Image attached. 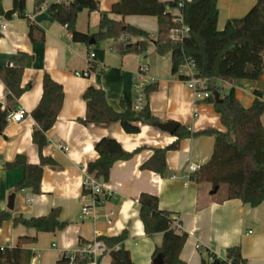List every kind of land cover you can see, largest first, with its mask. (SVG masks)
I'll use <instances>...</instances> for the list:
<instances>
[{"label":"crops","instance_id":"0c3cea01","mask_svg":"<svg viewBox=\"0 0 264 264\" xmlns=\"http://www.w3.org/2000/svg\"><path fill=\"white\" fill-rule=\"evenodd\" d=\"M2 1L5 11L13 8V0ZM59 1L45 0V5L35 11V0H26L27 19L1 18L6 29H0V67L22 68L21 87H29L19 99L9 102V90L0 79V211L10 212L13 218H32L46 216L59 208L61 220L67 227L55 233H38L5 221L0 227V246L15 247L20 237H35V242L22 246L31 253L29 264H57L66 253L84 250L100 238L115 237L126 231L129 235L124 245L130 250L132 262L153 264L154 250L162 245L164 235L148 236L145 233L139 216V198L149 194L158 198L159 210L169 212L179 222L178 230L188 235L180 254L184 264H202L207 251L223 256L225 250L232 247L240 248L244 264H264V202L253 208L240 200H228L223 187L215 192L211 184H200L189 178V165L200 168L213 156V136L182 139L178 149L167 152L166 171L159 173L142 166L156 149H165L175 143V133L161 131L156 125L138 123L140 132L127 134L119 122H83L87 103L84 94L90 86L103 90L115 111L132 108L135 77L139 68L146 65L147 76L156 86L149 94L148 104L158 123L174 122L193 133L225 131L215 106L206 100H197L181 79L186 76V68L181 66L178 73H174L172 55H159L154 43L145 54L123 55L118 52L113 39L90 46L74 42L67 28L57 23L47 11L49 5ZM119 1L99 0V11L79 13L77 30L89 35L97 33L102 14H108L116 21L148 32L152 40L157 39V18L137 15L122 18L111 14ZM257 1L218 0V30L223 31L228 20L245 16ZM171 12L179 14L178 9ZM31 25L44 33V41L31 40ZM131 42L135 43L137 39L133 38ZM91 54L94 57L90 58ZM86 71H90L88 77L76 75ZM46 74L63 87L65 102L46 134L48 144L40 152L33 142L35 121L31 113L41 100ZM217 86L221 96L234 87L239 102L250 108L255 92H261L264 100V69L257 80L239 79L233 85L218 82ZM19 109L26 112L24 120L8 123L7 117ZM103 137L117 140L132 157L113 165L108 182L99 180L107 196L94 203L91 196L83 195V181L90 175L88 164L98 158L95 147ZM41 156L57 164L44 168L41 192L37 195L30 190L15 192V186L24 177V167L7 169V165L20 157L26 163L38 166ZM12 194L15 195L14 208L9 210ZM83 206H89L96 217L83 216ZM91 264H113L107 248L105 252L97 253Z\"/></svg>","mask_w":264,"mask_h":264},{"label":"trees","instance_id":"16d2710c","mask_svg":"<svg viewBox=\"0 0 264 264\" xmlns=\"http://www.w3.org/2000/svg\"><path fill=\"white\" fill-rule=\"evenodd\" d=\"M0 0V19L13 17L27 19L26 0H13L10 11L3 9ZM34 10L38 11L45 5V0H35ZM183 6L180 12L183 23L190 28V36L180 42H172L168 38L170 30L176 25L171 10L179 3ZM218 0H121L116 3L111 14L120 17L130 15L152 16L158 20L159 31L157 39L152 40L148 32L116 21L102 14L99 31L93 35L77 30V18L84 10L99 11V0H60L47 7V11L55 21L65 26L76 43L86 46L106 39L117 43L120 54H145L151 43L155 44L159 55H172V70L178 73L179 68L188 59L195 64L198 76L206 79L205 91L210 96L205 99L213 104L220 115V121L225 131L207 130L193 133L179 126L175 132L177 141L165 149H156L154 155L143 166V169L159 173L166 171L165 155L169 150H176L184 138L198 135H211L215 139L213 156L198 168L193 175L197 183H208L216 187L226 188L228 200H240L251 207H258L264 202V100L261 92H255V100L250 108L244 107L236 97L235 89L221 96L216 102L214 94L220 91L218 82L234 84L239 79L257 80L264 69V0H258L251 10L241 18L227 21L224 30L219 31ZM30 37L33 42L44 41V33L34 25L30 26ZM137 42H131V39ZM22 68L0 67V79L9 90L8 100L14 102L24 94L29 86L21 87ZM186 76H181L185 80ZM156 86L146 88V105L140 111L132 108L124 112L115 111L107 102L105 92L90 86L85 94L86 103L85 124H110L119 122L127 134L140 132L138 123L156 125L158 122L151 114L148 104L149 94ZM63 87L56 83L48 74L43 79V93L38 106L31 113L35 121L33 142L39 151L48 144L47 132L55 124L63 106ZM1 111V104H0ZM98 158L88 164V173L102 182H108L110 171L117 161H126L132 154L126 152L121 144L112 138L103 137L95 147ZM50 158L41 156L40 164L31 165L23 158H17L7 165V169L24 167V177L14 191L30 190L33 194L41 192V179L44 168L56 166ZM83 195H91V190L83 186ZM139 216L143 222L145 233L149 236L162 234L163 242L153 253V261L161 256L162 264H184L180 258L188 235L174 227L175 219L169 212L159 210V200L156 196L142 194L139 198ZM10 212L0 211V227L5 221H12L15 226L22 225L34 229L38 233H55L67 227L61 220L59 208L53 209L42 217L13 218ZM126 231L115 237H103L102 241L111 256L113 264H135L132 262L130 250L124 243L128 238ZM35 237L23 236L15 247L0 246V264H29L31 253L23 249V245L35 242ZM84 246V242H80ZM119 247V248H117ZM207 258L202 264H244L239 247L225 250L223 256L207 251ZM91 264L93 256L77 252L62 255L57 264Z\"/></svg>","mask_w":264,"mask_h":264},{"label":"built area","instance_id":"2783aa9c","mask_svg":"<svg viewBox=\"0 0 264 264\" xmlns=\"http://www.w3.org/2000/svg\"><path fill=\"white\" fill-rule=\"evenodd\" d=\"M183 3L180 2L178 7L176 9L179 10V14L174 15L173 23L176 25L170 30L168 34V38L171 39L172 42H180L185 40L190 36V28L183 23V17L180 12V8H182ZM0 29L5 30L6 24L0 19ZM90 58L94 57V54H91L89 56ZM186 68V79L183 80L185 84L187 85V88L191 89L193 91L195 98L197 100H205L207 99L210 94L209 92L205 91V84L207 82L206 79H203L198 76V72L195 68V64L186 59L184 65L182 66ZM137 72L135 81H134V100H133V106L132 109L134 111H140L144 108L146 105V88L150 85L154 84V80H151L148 78V67L146 65L141 66ZM77 76L80 77H88L90 75V71L86 72H77ZM26 117V112L23 109H19L15 112H12L8 117L7 121L8 123H20L24 118ZM198 168L195 165H189V178L193 180V175L195 172H197ZM83 186L87 189L91 190V196L93 198L94 203H97L101 201V198H105L107 196V192L104 190L102 183L96 179L92 175H87L86 178L83 181ZM31 199H28V201H31ZM82 215L85 217H89L92 215L93 217H96L93 215L91 208L89 206H83L82 208ZM109 224L112 223V221L108 220ZM174 227L179 229L180 224L178 221L174 222ZM84 250L81 251H73L70 252L71 254H76L77 252H81L84 254L92 255L93 257L99 253V252H105L106 247L105 244L102 241H95L94 243L87 245ZM71 264H74L71 262Z\"/></svg>","mask_w":264,"mask_h":264},{"label":"water","instance_id":"95a60500","mask_svg":"<svg viewBox=\"0 0 264 264\" xmlns=\"http://www.w3.org/2000/svg\"><path fill=\"white\" fill-rule=\"evenodd\" d=\"M91 44L93 45L94 42L92 41ZM215 96V100L216 102H220L221 101V94L220 91L216 92L214 94ZM156 127L158 129H160L161 131H165L168 132L169 134H174L176 132V130L178 129V125L175 124L174 122H168V123H157ZM218 190V187H216L215 192ZM14 199H15V195L12 194L9 198V204H8V209L9 210H13L14 208ZM163 263V259L161 256H158L154 261L153 264H162Z\"/></svg>","mask_w":264,"mask_h":264},{"label":"rangeland","instance_id":"374dc122","mask_svg":"<svg viewBox=\"0 0 264 264\" xmlns=\"http://www.w3.org/2000/svg\"><path fill=\"white\" fill-rule=\"evenodd\" d=\"M183 69H184V68H183ZM224 189H226V188H225V187H223L222 191H223Z\"/></svg>","mask_w":264,"mask_h":264}]
</instances>
